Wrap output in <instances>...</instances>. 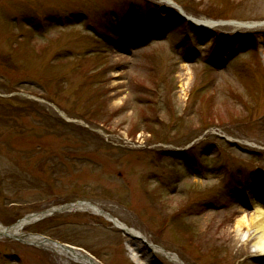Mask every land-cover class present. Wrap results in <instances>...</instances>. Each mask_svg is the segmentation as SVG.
I'll return each mask as SVG.
<instances>
[{"label":"rangeland","instance_id":"1","mask_svg":"<svg viewBox=\"0 0 264 264\" xmlns=\"http://www.w3.org/2000/svg\"><path fill=\"white\" fill-rule=\"evenodd\" d=\"M171 1L264 22V0ZM261 177L264 28L203 31L159 0H0V226L86 201L183 264H256L235 221ZM74 208L19 233L135 264L133 239ZM0 264L82 263L0 238Z\"/></svg>","mask_w":264,"mask_h":264},{"label":"bare ground","instance_id":"2","mask_svg":"<svg viewBox=\"0 0 264 264\" xmlns=\"http://www.w3.org/2000/svg\"><path fill=\"white\" fill-rule=\"evenodd\" d=\"M206 29H212L215 27H225L232 26L235 28H246V29H257L264 28V22L260 23H244V22H235L230 21L229 23H221L217 25L204 21L200 23ZM248 204L250 206V212L247 213L243 208H239L237 212L240 216L235 221V230L240 234L246 230V234L243 236L245 238L244 243L252 242L253 251H254V262L256 264H264V177H261L255 184L250 186V192L248 194ZM82 208L93 210L94 213H100L98 207H91L90 205H82ZM36 216L31 215L28 219H25L18 225L19 227L24 226L32 222ZM108 218V217H107ZM109 219V218H108ZM117 227L124 229V234L129 238L133 239V248L130 249L131 256L130 258L136 264H154L156 261L157 255H162L166 257L173 264H183L178 261L175 257L169 256L162 252L160 249L153 247L149 242L147 237L141 234L138 231H131L119 224L116 221H113ZM18 227V228H19ZM16 229H13L12 232H15ZM247 237V238H246ZM25 241L33 242L36 245L43 247L45 249L52 250L56 253L64 254L69 259H72L76 262H81L82 264H97L93 259L83 257L81 252H76L68 248H60L58 245H53L51 243L39 244L36 238L27 237Z\"/></svg>","mask_w":264,"mask_h":264},{"label":"water","instance_id":"3","mask_svg":"<svg viewBox=\"0 0 264 264\" xmlns=\"http://www.w3.org/2000/svg\"><path fill=\"white\" fill-rule=\"evenodd\" d=\"M171 5H172L174 8H176L178 11H180V13H181V15H183L182 17H183L184 19H187V21H189V22H191V23L194 22L193 19L185 18V17H184V13L182 12V10H181L178 6H176V5L172 4V3H171ZM77 204H81V203H80V202H77V203H73V204L64 205V206H62V207H60V208H51V209H48V210L42 211V212H40V213L38 214L37 218L34 219V220L37 221V220L42 219V218H44V217H46V216H50V215H52L53 213L66 211V210H68L69 207H72V206L77 205ZM82 204H83V203H82ZM29 217H30V216H26L23 220L18 221L14 227H16V226L19 225L22 221H24L25 219H28ZM8 229H9V228H8ZM8 229H5L3 232H0V236H1V237H7V238H13V239H16V240H18V241H20V242H22V243H26V241L24 240V238H25L26 236H24V235L11 234V233L8 232ZM33 238H36L37 241H47V242H51V243H53V244L59 245L61 248H64V249H65V248H68V249H71V250H76V251H78V252H81L79 249H75V248H73V247H69V246H66V245L59 244L58 242L53 241V240H51V239H49V238H46V237L35 236V237H33ZM31 243H32V244H35V243H33V242H31ZM31 243H29V244H31ZM83 257H85V258H89L88 255H86V254H83Z\"/></svg>","mask_w":264,"mask_h":264},{"label":"trees","instance_id":"4","mask_svg":"<svg viewBox=\"0 0 264 264\" xmlns=\"http://www.w3.org/2000/svg\"><path fill=\"white\" fill-rule=\"evenodd\" d=\"M155 20H157V18L154 19V20H152V21L154 22ZM164 20L166 21L167 18H165ZM163 23H164V22H162V25H163ZM158 89H159V88H158ZM147 96H148V98L151 97V95H149L148 93H145V94H144V98H147ZM144 104L148 107L149 105H151V101L145 99V100H144ZM143 114H146V113L144 112ZM143 124H146L147 129H149V131L147 132L148 134H152V133H154L155 126H154L152 120H150V118L147 117V116H145V115H143V118L140 119V121L138 122V128L141 129V128L143 127ZM136 128H137V126H136ZM138 128H137V129H138Z\"/></svg>","mask_w":264,"mask_h":264}]
</instances>
